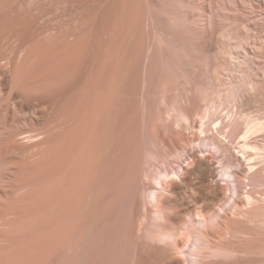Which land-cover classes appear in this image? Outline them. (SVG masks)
<instances>
[{"label": "rangeland", "instance_id": "rangeland-1", "mask_svg": "<svg viewBox=\"0 0 264 264\" xmlns=\"http://www.w3.org/2000/svg\"><path fill=\"white\" fill-rule=\"evenodd\" d=\"M232 119L264 126V0H0V228L21 217L6 234L22 264H187L171 237L230 198L199 145ZM161 166L157 225L145 193ZM262 211L211 226L226 252L201 264H264Z\"/></svg>", "mask_w": 264, "mask_h": 264}, {"label": "bare ground", "instance_id": "bare-ground-1", "mask_svg": "<svg viewBox=\"0 0 264 264\" xmlns=\"http://www.w3.org/2000/svg\"><path fill=\"white\" fill-rule=\"evenodd\" d=\"M205 113L207 115L209 113V110H206ZM184 117H186V116H184ZM231 117L229 119H231ZM234 117L235 116L233 115V118ZM236 117H237V115H236ZM236 119L229 120L230 122L228 121V124H227V122H226V124H224L225 122L223 123V121L219 124H217V122H214V124L216 123L215 124L216 125L215 130H217V132L220 133L222 138L219 137L220 135L219 136H217V135L213 136L212 135V138L209 137V139L202 140V143L199 145L200 147L208 148L210 152L213 150L215 153L220 154L219 157H217V160L219 161L218 163L220 165V170L219 171L217 170L219 172L217 174V176L220 177L221 180L224 182L225 192H228V193L230 192V198H229L228 202L226 203V205L222 206L219 210L213 212L211 215L209 213L208 214H204V213L197 214L199 220L196 221V224L198 225L197 226L198 229L204 233L205 239L208 242V244L211 246V248L218 250L217 252H223V253L226 251H223L224 249L220 248L219 246H217V248L213 247L214 246V244L212 245V243L214 242L213 239L211 238L212 239L211 240L210 238H208L207 234H208L209 230L211 229V226H219L220 227L224 217L228 213H230L231 210H235V212L238 211L240 214L241 213H243V214L247 213L248 214V213H251L253 210L254 211H260V209H261V212H263L262 210H264V207H262L264 205L260 206L261 203H264V194H262L260 196L261 198H259L257 196V193H258L257 190L264 188V168L261 167L262 164L259 165V162H260L259 160L264 159V144H260V143H258V141L256 142V141L252 140L253 139L252 136L255 133H257V132H262V134L264 133V126L262 127V126L258 125L257 123L252 122V123H247L246 126L243 127L242 125L237 124ZM243 123H245V122H243ZM220 131H222V133ZM76 132H78V130ZM93 132H94V130H93ZM73 133H74V131H73ZM236 149H239L237 155L235 154ZM194 158H197V156L195 155ZM209 160H210V158H207L206 160H201L198 157L197 162H198L199 166H202V167L205 166L204 168H206V175L210 178L211 176H209V175L213 176V174H215L216 172L214 173L213 170L212 171L210 170L211 166L209 164ZM191 163H192V161H191ZM183 171L184 170L182 169L181 172H178V171L175 172L173 174L174 178H181ZM23 172H22V168L20 167L18 173L21 174ZM217 176H215V177H217ZM169 177L170 176L166 175L164 178H169ZM30 185H29V187L31 188ZM29 187H28V189L31 190ZM248 187H250V188L248 189ZM33 189H34V187H33ZM244 189L245 190L248 189L246 192L247 193L246 194L247 195L246 196V202L244 203L243 206L238 204L240 206L239 207L237 205V201L238 200L242 201L241 200L242 199L241 194L244 191ZM33 193H34V190H33ZM33 193H31V194H33ZM31 194L26 199V204H27L26 207H28V205L29 206L33 205L32 206L33 209L30 208V211L34 210V208L37 207V206L34 207L35 200H36V193L34 195H31ZM26 195H27V193H26ZM24 198H26V197H24ZM21 202H23V201H21ZM15 208H16V211L18 212L17 209H19V207L15 205ZM21 209H23L22 206H21ZM24 210L28 211L29 208H27V209L24 208ZM31 212H32V214H34L33 211H31ZM12 214H14V217H16L15 215H19L17 213L15 214V212ZM29 214H28V216H29ZM0 215L3 217H5V216L7 217L9 215V211H7L6 205L4 206V204L0 205ZM6 217L4 218L5 220H6ZM19 217H20V215H19ZM19 217H16V218H19ZM30 217H31V215H30ZM1 219H2V217H1ZM4 219H2V220L5 221ZM19 219H17V220L20 221ZM17 220L16 219L15 220L10 219L9 222L7 220L6 225L3 223L7 227L2 225L3 228L2 229L0 228V231L2 232V236H3V237L1 236V238H2L1 241L6 242V243H7V241L9 242L7 245H4L5 247L2 246L4 249H2L0 247V249H1L0 250V264H22V261L20 262V260H19L21 258V257L19 258V254H20V256L22 255L19 252H22V251H20L22 248L18 249L22 243H20V244H18V243L21 242L22 241L21 239H24V238H20L18 241V238L15 237V236H17V235H15V233H16L15 231L21 230L23 223L21 222L22 224L19 225L20 222L18 223ZM30 222L31 223L29 224V222L27 220L26 224H24V225H27L26 227H28L27 229H29V230L26 229V231L27 232L30 231L29 234L31 233L33 223L36 221L33 222V220L31 219ZM4 228H7L8 230L6 229L7 231H2V230H5ZM23 228L25 230V227H23ZM33 229H34V227H33ZM9 230L12 232H15L13 234L15 236H12V233H10V236L14 237L17 241H14L15 240L14 238H11L7 235L9 233ZM226 230L228 232L230 231L228 229H226ZM1 232H0V234H1ZM6 232H8V233L6 234ZM240 233L242 234V232H240ZM29 234H27V236ZM229 234L232 236V233H229ZM34 235H36V234H34ZM34 235L32 236L33 240H34ZM22 236H26V235H22ZM7 237H9V238H7ZM32 237L30 239H32ZM25 239H27V238L25 237ZM28 239H29V236H28ZM14 242L15 243L17 242V243L15 244ZM26 243H25V246L28 244V243L27 244ZM31 243H34V241ZM17 245H20V246H17ZM43 245L46 246L45 243ZM217 245H219V244H217ZM32 246H35V245H32ZM32 246L28 245L27 247H24V250H25V248H28V249L32 250V252H34L35 250H38L39 248L40 249L43 248L40 246H38V247H32ZM29 253H31V252H29ZM25 255H26V253H25ZM212 255L214 256V253ZM216 255H218V254H216ZM23 257L27 258L28 255H27V257L22 256V258ZM29 257H31V256H29ZM31 258H28V259H31ZM32 260H34V259L32 258ZM30 262H31V260H30Z\"/></svg>", "mask_w": 264, "mask_h": 264}, {"label": "clouds", "instance_id": "clouds-1", "mask_svg": "<svg viewBox=\"0 0 264 264\" xmlns=\"http://www.w3.org/2000/svg\"><path fill=\"white\" fill-rule=\"evenodd\" d=\"M167 169L163 166L152 169V175L150 182L156 186L155 190L147 191L146 197L149 201V205L155 209L153 212L152 220L159 225L164 220V214L156 207L158 200L165 197L167 192V184L165 183V172ZM170 183V182H169ZM162 217L157 219V217ZM165 236H169V233L163 232ZM187 234V238L183 239L182 236ZM170 240L166 239L165 241ZM171 240L183 241L182 251L183 256L187 259V264H201L202 258L205 253L211 255L218 251L212 249L205 239V235L202 231L194 225L191 218H187L186 222L182 226V229L171 237ZM164 241V242H165Z\"/></svg>", "mask_w": 264, "mask_h": 264}]
</instances>
